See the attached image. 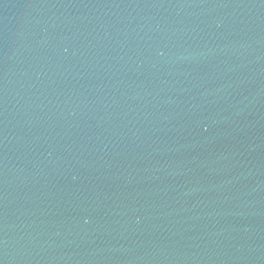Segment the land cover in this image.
<instances>
[{
  "label": "water",
  "instance_id": "1",
  "mask_svg": "<svg viewBox=\"0 0 264 264\" xmlns=\"http://www.w3.org/2000/svg\"><path fill=\"white\" fill-rule=\"evenodd\" d=\"M0 264H264V0H0Z\"/></svg>",
  "mask_w": 264,
  "mask_h": 264
}]
</instances>
